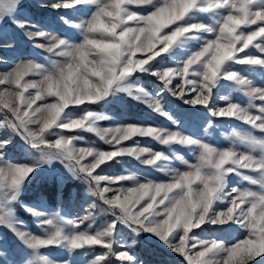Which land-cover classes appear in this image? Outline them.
<instances>
[{
    "label": "snow or ice",
    "instance_id": "obj_1",
    "mask_svg": "<svg viewBox=\"0 0 264 264\" xmlns=\"http://www.w3.org/2000/svg\"><path fill=\"white\" fill-rule=\"evenodd\" d=\"M23 6L0 0V49L16 46L11 21L38 57L0 55V228L20 246L0 233V264H144L133 247L145 236L186 264H264V0H42V9L82 14L59 18L72 35L43 17L21 19ZM142 77L159 84L150 90ZM143 109L171 127L144 122ZM220 118L248 127L233 126L229 145H217L207 133ZM80 132L109 149L70 134ZM122 157L164 178L105 172ZM34 181L56 189V207L42 192L25 199ZM73 182L84 185L68 188L84 214L70 218L61 207ZM98 214L108 219L96 228ZM96 246L106 251L89 259ZM50 247L65 257H50Z\"/></svg>",
    "mask_w": 264,
    "mask_h": 264
},
{
    "label": "rangeland",
    "instance_id": "obj_2",
    "mask_svg": "<svg viewBox=\"0 0 264 264\" xmlns=\"http://www.w3.org/2000/svg\"><path fill=\"white\" fill-rule=\"evenodd\" d=\"M41 2L42 0H23V5H24L22 9L23 15H21L20 18L23 19L25 17H30L34 21H39L43 17L51 22L50 24L47 25L48 27H51L55 31H60L72 35L74 30L70 29L67 25H64L59 18L60 16H67L70 19L78 20L82 18V14L76 13L75 10L73 9H61L59 11H55L52 9H42L39 7V4ZM48 2L49 3L57 2V0H48ZM5 27L15 37L16 46L13 50H9V51L0 49V55L6 56L9 59H15L17 57L21 59L38 58L34 55L35 50L32 48L31 44L23 37V35L19 32V30L15 28V26L11 23V21H5ZM4 70H5V66L3 64H0V71H4ZM141 79H143L146 83H148L150 90L156 88L159 84V82L155 81L154 78L142 77ZM233 98L236 102H241V103L246 102V97H244L242 94L239 93H234ZM218 104L220 106H223V101H218ZM99 107L100 109L98 110L93 109V110L98 112H105L108 115H115L118 112L116 106L99 105ZM200 107L202 106H197V108ZM183 108L192 113L196 112V109H193L187 105H184ZM74 114L79 115V112L76 111ZM151 114H153L154 117L147 115L146 112L144 115H141L143 121L151 123L153 126L171 127L170 122H167L165 120L161 123L160 121L155 120L156 116L157 117L160 116H158L155 113H151ZM160 118L165 119L163 117ZM109 124H110L109 121L101 122L102 127H107L109 126ZM233 126H236L238 129L248 127L247 125L242 124V122L229 121L227 118H220L219 120H217V126L214 127L213 129H209V132L207 133V137L210 140L217 143V145L228 146L230 141H228L227 136L230 134L231 128ZM201 127H202V121H198L195 130L200 131ZM70 134L82 135L86 142L102 147L105 150H108L110 147L104 144L98 137H96L92 133L80 132V133H70ZM201 135H203L202 132ZM134 139L139 140L141 146L152 147L154 149L163 148V147L161 148L158 147L157 146L158 144L155 141L151 140L150 138L137 137ZM124 143L125 145H132L133 141L130 140ZM12 155L16 159L23 160V156L20 154L19 150L12 153ZM118 160L119 162L113 161L110 166L106 167L105 172L108 174H127V171H134L137 175L141 177L156 178V179L164 178L163 173H157L151 171L146 166L140 165L134 158L122 157V158H118ZM244 184L245 186H248L246 182H244ZM51 188L53 191L50 190ZM68 188H74L77 192H82V190L84 189V185L78 182L70 183L67 186V188L64 190L63 202H64V198L65 199L68 198ZM55 191L56 189L48 184H42L39 181H34L33 184L29 187V191L25 199L33 200L39 195V193L42 192L46 197H48L49 203L52 204L53 207H56V205H54L55 204L54 195L56 194L57 197L58 193L57 192L54 193ZM74 202L75 203H73V201L71 202L72 205L68 210H66V207L64 208L61 207L62 212L67 214L70 218L84 214V208L81 206V198L77 197V199ZM73 204H75L76 206ZM19 215L24 221L27 222L28 227L31 228L33 232H37V233L39 232V230L35 226L33 218L30 215L23 212H20ZM106 219H108L106 214H98L94 227L96 228L101 227ZM122 232L124 236L128 238L129 243H131V240L133 238L132 234L127 229H122ZM0 233H3L7 237L8 242L14 245L17 248V250H19L20 246L18 241L15 240L13 235L7 229L0 228ZM206 235L209 237H216L223 234L218 231H213L212 229H209ZM236 235L239 236L240 238H243L244 234L243 232H237ZM44 251H46L50 255V257L55 259H61L66 255V253L62 249L57 247H50L48 249H45ZM105 251L106 250L103 249L102 247L96 246L94 249L88 250V258L90 259L92 256L102 254ZM133 251L144 262V264H186V262L183 260L182 257H180L178 254L168 251L155 238L151 236H145L143 240L136 243L133 247ZM77 258H78V254H77ZM257 259L259 260L262 258L258 257ZM108 264H118V262L114 258L110 257ZM252 264H255V261H253Z\"/></svg>",
    "mask_w": 264,
    "mask_h": 264
},
{
    "label": "trees",
    "instance_id": "obj_3",
    "mask_svg": "<svg viewBox=\"0 0 264 264\" xmlns=\"http://www.w3.org/2000/svg\"><path fill=\"white\" fill-rule=\"evenodd\" d=\"M92 107H93V109H96V110L100 109L99 105H98V106H92ZM77 111H78V110H77ZM78 112H79V111H78ZM145 112L147 113V115H149V116H151V117H154V115L151 114V113H149L146 109H143L142 112H139V113H138V114H139L138 116L141 117V115H144ZM155 120L160 121L161 123H162L163 121H165V119H162V118L157 117V116H156ZM157 146L160 147V148L163 147V146H160V145H157ZM50 190L53 191L52 188H51ZM54 193H56V191H55ZM54 196H55V199H54L55 204H54V205H56V194H55ZM72 201H73V200H72ZM72 201L70 200V197H69V196H68L67 199L64 198V202H63L62 208L66 207V210H68V209L71 207V205H72V204H71ZM73 203H75V202L73 201ZM73 205H75V204H73ZM75 206H76V205H75ZM66 210H65V211H66ZM146 256H147V254H146Z\"/></svg>",
    "mask_w": 264,
    "mask_h": 264
}]
</instances>
